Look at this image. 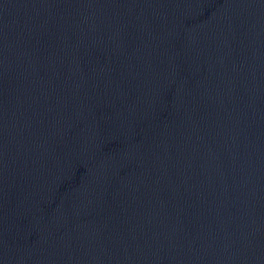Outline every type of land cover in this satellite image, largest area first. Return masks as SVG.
<instances>
[{
	"label": "water",
	"instance_id": "95a60500",
	"mask_svg": "<svg viewBox=\"0 0 264 264\" xmlns=\"http://www.w3.org/2000/svg\"><path fill=\"white\" fill-rule=\"evenodd\" d=\"M0 264H264V0H0Z\"/></svg>",
	"mask_w": 264,
	"mask_h": 264
}]
</instances>
